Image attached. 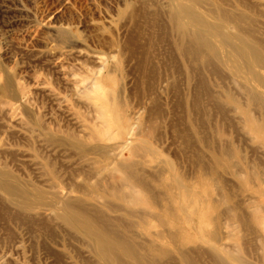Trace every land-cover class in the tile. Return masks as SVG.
Wrapping results in <instances>:
<instances>
[{
    "label": "rangeland",
    "instance_id": "1",
    "mask_svg": "<svg viewBox=\"0 0 264 264\" xmlns=\"http://www.w3.org/2000/svg\"><path fill=\"white\" fill-rule=\"evenodd\" d=\"M189 1L213 22L222 19L220 11L245 13L252 40L264 46V0ZM171 16L169 0H0V79H12L0 103V171L23 189L48 195L52 179L81 197L86 187L107 192L104 201L117 205L109 189L129 165L156 185L157 193L164 179L174 183L173 176L195 190L205 185L201 190L216 202L227 198L231 207L241 205L251 222L249 190L264 191V107L250 99L242 77L264 86L253 79L252 69L238 73V62L228 69L215 61L210 48L197 54L190 44L182 48ZM98 55L105 58L101 65L94 60ZM72 75L84 83L71 86ZM94 81L112 93L126 123H119L123 133L109 142L110 151L82 155L49 137L88 140L97 120L83 92ZM89 160L107 167L102 176L88 177ZM155 163L164 171L152 169ZM170 192L180 194L176 186ZM7 197L0 188V264H102L81 233L49 216L21 213ZM224 207L214 217L219 219ZM250 230L248 246L258 248L259 232ZM207 253L199 264H211ZM172 258L165 262L182 264Z\"/></svg>",
    "mask_w": 264,
    "mask_h": 264
},
{
    "label": "bare ground",
    "instance_id": "2",
    "mask_svg": "<svg viewBox=\"0 0 264 264\" xmlns=\"http://www.w3.org/2000/svg\"><path fill=\"white\" fill-rule=\"evenodd\" d=\"M169 4L171 21L181 36L182 48L186 49L187 44H190L191 51L195 54L200 49L210 48L215 61L228 69L238 62L241 64L239 66L236 64L238 73H245L244 67L252 69L255 74L253 79L261 81L264 86V46L252 40V24L245 13L231 15L220 11L219 16L222 19L220 22H213L197 10L194 2L169 0ZM104 59L99 55L94 58L100 65ZM242 79L241 83L250 90V99L264 107V87H258L251 81L252 78L247 76ZM84 80L73 75L68 78L69 84L74 87L83 84ZM10 87L11 78L0 79V103ZM83 93L86 95L85 104L93 111L97 120L95 125L89 126L88 140H73L58 137L56 134H51L49 138L52 141L61 140L64 144L79 150L82 155L94 149L100 152L110 151L112 144L109 142L123 133L119 127V123L125 119L123 110L111 101L112 93L104 90L99 82L94 81ZM143 113L144 110L142 115L139 114L135 119L136 123L142 121ZM129 121L130 119H127L128 126ZM124 122L126 123V120ZM146 154L151 156V160L155 157L154 151ZM94 163L96 164L97 160L88 161V177L99 178L107 167H98ZM129 167L125 165V168ZM161 168L160 163L152 165L154 170ZM127 169L122 168L123 179H118L120 180L118 184L109 189L112 198L118 202L117 205L105 202L109 196L107 192L105 194L95 192L93 187H86L85 197H81L65 191L52 179V183L48 185L50 189L48 195L43 190L28 188L29 186L23 189V185L17 179L2 171L0 188L8 195L6 200L12 206H16L21 213L46 215L47 218H53L69 229L81 233L85 239L83 244L86 243L102 264H167L165 261L174 256L182 264H199L207 252L210 254L211 264H264L262 187L249 190L251 211L248 216L251 222H248L246 210L241 205L231 207L227 198L216 202L211 194L201 190L205 185H201V189L196 186L198 193V190L173 176L174 183L164 179L157 189L161 193H157L156 185ZM162 170L164 171V168ZM242 172H238L239 183L245 190L247 188ZM175 186L180 194L170 192ZM226 205L224 213L221 214L224 215L227 225L222 224L224 218H221V214L219 219L213 215L217 208ZM195 222L198 223V227L194 225ZM213 227L217 228V231ZM157 228L161 230L158 231ZM254 228L259 232V246L251 249L248 246L250 244L248 234L252 233L250 229ZM134 229H139L140 232L136 233ZM194 231L200 236L195 235ZM230 241L234 243L233 246L230 245Z\"/></svg>",
    "mask_w": 264,
    "mask_h": 264
}]
</instances>
